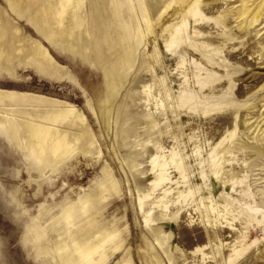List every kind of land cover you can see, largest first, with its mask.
Segmentation results:
<instances>
[{
  "label": "rangeland",
  "instance_id": "374dc122",
  "mask_svg": "<svg viewBox=\"0 0 264 264\" xmlns=\"http://www.w3.org/2000/svg\"><path fill=\"white\" fill-rule=\"evenodd\" d=\"M171 2L72 4L73 43L0 0L60 69H0V264H264V0H200L182 28ZM68 105L90 139L61 121L70 151L43 152L27 122Z\"/></svg>",
  "mask_w": 264,
  "mask_h": 264
},
{
  "label": "bare ground",
  "instance_id": "6f19581e",
  "mask_svg": "<svg viewBox=\"0 0 264 264\" xmlns=\"http://www.w3.org/2000/svg\"><path fill=\"white\" fill-rule=\"evenodd\" d=\"M199 1L200 0H172L170 4L167 3L168 5L164 10L163 16L173 13L174 19L177 20L173 25L182 28V24L180 25V23H183L189 16L197 12ZM82 2L83 0H60V2L56 4L53 0H8L12 10L28 9L33 18L38 21L52 41L65 39L73 43L78 41L76 38V28L66 14L69 15L71 13L70 9L72 8V4H77V6H79ZM183 6L186 7L184 11H182ZM76 7L73 8V10L76 9ZM5 13L4 9L0 7V69L14 71L18 64L30 61V64L39 67L40 71L43 73L53 74L56 73L57 70H60L56 68L57 66L54 63V58L48 48L44 47L42 43L39 44L36 42L35 45L27 43L28 41L22 38L23 35H20L22 33H20V27L18 28V26H16L17 24L15 25L14 22L9 20ZM164 19L165 18H163V20ZM166 29L169 30L168 28ZM110 30L112 35V32L115 31L112 28H110ZM175 31L176 35L169 44H171L170 46L175 45L177 47L179 43H181L179 41L180 37L178 36L180 35L179 28H175ZM170 32L172 33L171 30ZM121 39L122 38L119 39L117 35H112L110 45L112 48V55L116 61L121 53L118 48L119 43L123 41V39ZM30 43H32V41ZM84 43L85 41L80 42L81 45ZM98 55L99 58L104 60L105 74L106 77H109L113 72L110 57L104 58L101 54ZM125 58L127 59V57ZM41 119H45L46 121L30 120L27 122V125L30 133L36 139V142L41 144L43 152L45 150H50L52 153L56 154L63 150L62 153L66 154L70 151L73 133L63 129V133L60 134L58 129L54 127L56 123L61 121H63V125L67 128H70L72 124L80 127L81 133L78 136L80 138L90 139V135L85 127L86 117L73 105L64 107L59 113L54 115L42 114Z\"/></svg>",
  "mask_w": 264,
  "mask_h": 264
}]
</instances>
